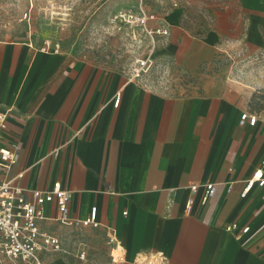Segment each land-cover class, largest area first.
<instances>
[{
	"label": "crops",
	"instance_id": "0c3cea01",
	"mask_svg": "<svg viewBox=\"0 0 264 264\" xmlns=\"http://www.w3.org/2000/svg\"><path fill=\"white\" fill-rule=\"evenodd\" d=\"M155 11L169 30L156 51L169 65L167 89L57 50L0 44V143L20 154L11 175L25 172V190L59 183L71 196V223L57 220L54 203L44 208L40 229L60 249L40 252L43 264L157 255L167 264H264V186L241 196L264 158V122L241 125L240 96L212 71L232 47L264 46V0ZM206 183L215 191L203 201L190 186ZM92 207L97 225L82 224ZM232 223L238 229L226 230Z\"/></svg>",
	"mask_w": 264,
	"mask_h": 264
},
{
	"label": "rangeland",
	"instance_id": "374dc122",
	"mask_svg": "<svg viewBox=\"0 0 264 264\" xmlns=\"http://www.w3.org/2000/svg\"><path fill=\"white\" fill-rule=\"evenodd\" d=\"M142 1L150 11L159 6L164 11L174 1L186 4L191 0ZM194 1L200 4L201 0ZM139 2L0 0V44L24 42L34 49L57 50L125 74L133 59L147 51L149 43L141 31L115 21L114 15L136 9ZM212 71L227 90L240 96L243 109L255 111L264 122V46L232 47L218 58Z\"/></svg>",
	"mask_w": 264,
	"mask_h": 264
},
{
	"label": "built area",
	"instance_id": "2783aa9c",
	"mask_svg": "<svg viewBox=\"0 0 264 264\" xmlns=\"http://www.w3.org/2000/svg\"><path fill=\"white\" fill-rule=\"evenodd\" d=\"M178 5L179 2L174 1L170 7ZM114 20L138 29L149 43L147 51L135 57L129 65L128 79L139 81L145 87L156 86L167 89L166 86L170 81L169 65L167 61L156 57V51L161 44H165L169 30L160 21L156 11L146 9L143 1L140 0L136 9L118 11L114 15ZM151 22H154L155 26H152ZM139 41H142L141 38ZM118 102L117 96L113 102L114 106H117ZM257 121L258 114L250 110L241 112L239 116L241 125L253 126ZM5 127L6 113L0 112V135ZM19 158L20 154L16 148H7L0 143V264H43L40 252L60 249V241L57 237L42 231L39 221L45 218V206L54 203L58 210L57 220L62 223H71L70 191L63 189L59 183H55L51 189L25 190L17 183L25 172L19 171L11 175V170ZM262 166H264V158L245 182L241 196H245L254 184L264 186ZM199 188L203 190V201L213 196L215 191L213 183L190 186L193 193ZM95 214L96 208L92 207L89 217L83 220L82 224L96 226ZM248 228V226L243 227L238 234L246 233ZM237 229L236 223L226 226L228 231ZM80 258H84L83 253L80 254ZM141 264L167 263L162 255H157L145 258Z\"/></svg>",
	"mask_w": 264,
	"mask_h": 264
},
{
	"label": "trees",
	"instance_id": "16d2710c",
	"mask_svg": "<svg viewBox=\"0 0 264 264\" xmlns=\"http://www.w3.org/2000/svg\"><path fill=\"white\" fill-rule=\"evenodd\" d=\"M250 111L255 112V111H253V110H250ZM255 113H256V112H255Z\"/></svg>",
	"mask_w": 264,
	"mask_h": 264
}]
</instances>
